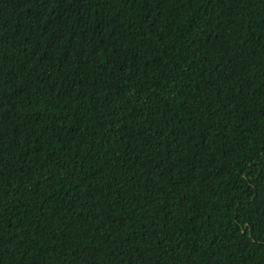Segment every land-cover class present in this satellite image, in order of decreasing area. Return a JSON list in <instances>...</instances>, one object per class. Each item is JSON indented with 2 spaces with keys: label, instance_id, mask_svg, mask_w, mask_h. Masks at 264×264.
Masks as SVG:
<instances>
[{
  "label": "trees",
  "instance_id": "trees-1",
  "mask_svg": "<svg viewBox=\"0 0 264 264\" xmlns=\"http://www.w3.org/2000/svg\"><path fill=\"white\" fill-rule=\"evenodd\" d=\"M0 264H264V0H0Z\"/></svg>",
  "mask_w": 264,
  "mask_h": 264
}]
</instances>
